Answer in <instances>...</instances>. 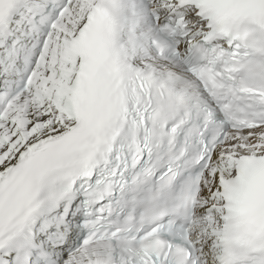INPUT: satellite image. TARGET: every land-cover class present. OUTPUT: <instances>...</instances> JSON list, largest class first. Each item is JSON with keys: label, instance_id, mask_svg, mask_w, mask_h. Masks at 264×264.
<instances>
[{"label": "snow or ice", "instance_id": "1", "mask_svg": "<svg viewBox=\"0 0 264 264\" xmlns=\"http://www.w3.org/2000/svg\"><path fill=\"white\" fill-rule=\"evenodd\" d=\"M0 264H264V0H0Z\"/></svg>", "mask_w": 264, "mask_h": 264}]
</instances>
